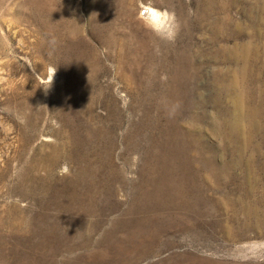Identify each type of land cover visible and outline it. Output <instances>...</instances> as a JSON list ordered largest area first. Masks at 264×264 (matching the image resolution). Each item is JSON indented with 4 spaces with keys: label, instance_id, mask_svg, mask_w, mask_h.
I'll return each mask as SVG.
<instances>
[{
    "label": "rangeland",
    "instance_id": "374dc122",
    "mask_svg": "<svg viewBox=\"0 0 264 264\" xmlns=\"http://www.w3.org/2000/svg\"><path fill=\"white\" fill-rule=\"evenodd\" d=\"M262 242L264 0H0V264H264Z\"/></svg>",
    "mask_w": 264,
    "mask_h": 264
},
{
    "label": "clouds",
    "instance_id": "9594fccd",
    "mask_svg": "<svg viewBox=\"0 0 264 264\" xmlns=\"http://www.w3.org/2000/svg\"><path fill=\"white\" fill-rule=\"evenodd\" d=\"M150 11V18L145 19V17H148V13H143V15L141 16V19L144 20L146 26L162 39H165L167 41H174L179 30V23L177 21L175 13L156 8H151ZM54 73L55 69L53 70V73L47 83V87H44L45 90L50 87ZM68 171L69 169L66 165L62 166L61 174H66L68 173ZM261 247H264V242L261 243Z\"/></svg>",
    "mask_w": 264,
    "mask_h": 264
}]
</instances>
